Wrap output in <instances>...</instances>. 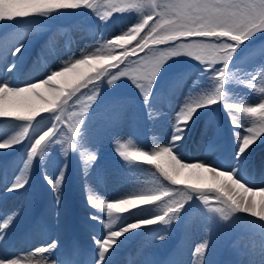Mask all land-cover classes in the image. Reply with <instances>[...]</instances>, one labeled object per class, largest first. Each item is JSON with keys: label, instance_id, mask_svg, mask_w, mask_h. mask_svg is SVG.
Listing matches in <instances>:
<instances>
[{"label": "snow or ice", "instance_id": "6c2138e0", "mask_svg": "<svg viewBox=\"0 0 264 264\" xmlns=\"http://www.w3.org/2000/svg\"><path fill=\"white\" fill-rule=\"evenodd\" d=\"M77 9L89 10L103 24L125 13H134L135 20L119 34L103 30L98 38L95 28H88L95 44L81 49L78 57L72 52L66 60L58 59L43 79L16 86L12 73L24 48L22 41L47 29L43 23L25 22L26 18L47 19ZM7 22L17 27L0 32V121L9 126L0 150L24 145L26 158L23 167L20 160L14 161L9 165L12 171L0 176V240L25 211L24 205L10 206L6 194L25 189L34 160L56 166L54 174L45 172L43 177L58 209L66 169L79 152L84 195L93 210L86 227L95 248L85 253L77 241H70L63 264H118L117 258L122 264H205L210 248L223 243L239 258L264 259V186H256L249 177L246 160L252 146L264 141V44L234 62L245 42L255 44L257 34L264 33V0H0V27ZM66 31L52 30L40 55L50 59L65 55L54 40ZM177 56L194 60L199 71L182 74L174 84L175 90L190 76L196 77L174 106L170 135L155 141L151 151L136 146L130 136L113 135V148L133 178L117 197L100 195L87 180L97 159L86 135L90 109L105 84L111 88L127 79L143 99L147 120L155 123L165 113L153 100L154 88L166 62ZM240 86L252 94L251 102L235 90ZM82 90L91 92L83 102ZM127 103L118 99L105 107L110 125L123 122ZM213 105H222L226 114L230 155L184 162L181 145L189 125L201 109ZM74 106L78 110L69 112ZM213 147L210 143L208 150ZM57 148L63 159L50 161L48 153ZM145 164L158 173L153 187L138 186V166ZM176 228L182 232L180 241L162 258H154L147 250L156 245L153 238L167 241L169 229ZM162 230L167 235H160ZM196 232L201 235L194 241ZM137 237L141 242L129 247ZM57 247L58 239H51L31 251L0 255V264H60L51 258Z\"/></svg>", "mask_w": 264, "mask_h": 264}, {"label": "rangeland", "instance_id": "374dc122", "mask_svg": "<svg viewBox=\"0 0 264 264\" xmlns=\"http://www.w3.org/2000/svg\"><path fill=\"white\" fill-rule=\"evenodd\" d=\"M134 20V13H125L116 15L106 24H103L87 9L62 10L47 19L26 18L25 22H32L35 24L43 23L47 25V29L32 33L25 38L22 43H24L26 50L27 46L34 42L35 47L33 50L31 49L29 51L27 55L29 56L31 53H35L37 49H41L47 37L51 35L52 30L55 28L67 29L66 32L57 33L54 40L56 48L65 53V55H61L56 59L57 62H59L58 59L66 60V55H71L72 52H76L78 57L81 49L96 43L93 37V31L88 28H95V35L98 38L103 30L108 31L109 34L115 32L119 34V29L121 27L127 23L134 22ZM74 25L80 27H73ZM3 29L4 28H1L0 31ZM257 35L260 39L257 40L255 44H248L245 42V45H242L237 50L234 62L240 61L254 47L264 44V33H258ZM198 71L196 62L187 56L173 57L166 62L153 92V100L165 114L157 116L155 118V123L147 120V112L144 108L143 99L138 90L127 79L118 81L111 88L106 84L103 86L96 104L90 109L85 124L87 138L97 153L96 162L93 164L87 177L88 183L96 192L100 191L102 195L103 190L107 196H111L116 193L115 190H127L133 178L132 171L126 167L125 161L115 152L112 145V136L121 135L124 139H129L130 136L132 142L136 146H141L144 147V150L151 151L154 146L153 143L159 137L158 131L160 135L165 132L166 136H168V132L171 131L170 119L172 115H175V113H173L174 106L183 100V96L186 95L187 90L191 88V81L196 77L195 75L190 76L189 79L185 80L182 85L174 90V84L177 78L182 74L198 73ZM46 72L47 70H43L40 74H34V76H41L44 78L42 74H46ZM27 79L28 77H23L19 72L16 83H26L29 81ZM235 90L241 94L247 95L250 102L253 99L252 94L246 88L240 86ZM82 91H84V96L81 97V101L83 102L88 95H91V92L87 90ZM118 99L128 102L126 104V116L120 124L110 125L107 119L108 114L105 113L104 109L109 103ZM169 100L172 102L169 103ZM77 110L78 106H74L69 108L68 111L72 112ZM229 129L230 126L227 123L226 114L222 105H213L210 110L201 109L197 116L194 117L193 122L189 125L185 140L181 145L182 154L190 156V158L187 159L188 162L194 161L195 155L197 157L200 156L201 153L196 152L195 154V151L197 149L206 151L208 150L209 144L212 143L214 147L211 150L219 154V158H224L227 148L232 144L230 141L231 132ZM196 130L203 132V137L197 136ZM195 136L196 138L194 139ZM196 140L199 143H196ZM263 150L264 141H258L252 146L246 157L248 167L247 174L255 182L256 186H264V177L260 174L259 176L257 175V171H262V173H264V152L258 154L259 151ZM24 155L26 158L24 145H16L15 149L11 152H0V157H3L2 162L5 163L4 167H6L5 173L0 174V176H7L12 171L9 165L14 161L20 160V166L23 167L22 161ZM78 157L79 152H77V155L72 156L60 189L62 197L59 207L62 212L59 216H63V221L65 218L67 219V225L68 223L72 225L74 221V217L70 212V206L82 198L86 199ZM48 158L50 161L63 159L58 154V148L55 153L49 152ZM138 168L140 169V172L137 173L138 186L153 187L154 184L152 182L158 176L155 167L145 164L139 165ZM55 170L56 166L54 164L48 163L42 166L39 158H37L33 162L29 183L25 186V189L15 195H8V204L10 206H25V211L14 222L10 229L11 232H20V230H24L25 226L29 227L30 216L37 214L40 208H42L40 218H49V212L53 210L52 208H55V205L53 203L51 189L44 181L43 174L45 172L54 174ZM16 175H19V172H17ZM113 178L114 180H111ZM85 202L87 207V201ZM85 210L87 211L86 217L88 218V213L91 210L89 208H85ZM156 214L160 213L157 212ZM68 218H70V220H68ZM79 224L81 228L72 227V232H74V234H79L84 229L83 221L79 220ZM166 227L167 226L164 225L160 226L161 229ZM169 231L171 235L168 237L167 241H159L158 236L153 238L154 241H156V245L147 250L152 252L154 258H162L180 241L182 232L179 228L169 229ZM160 235H167V232L162 230ZM200 235L199 232L194 233L193 240H198ZM12 241H14V239H12ZM140 242L139 237L133 239L131 241L132 247ZM227 247H229L228 244L223 243L215 248H210L206 254L205 259L208 261L206 264H234V260L239 262V257ZM109 255H111V253Z\"/></svg>", "mask_w": 264, "mask_h": 264}, {"label": "bare ground", "instance_id": "6f19581e", "mask_svg": "<svg viewBox=\"0 0 264 264\" xmlns=\"http://www.w3.org/2000/svg\"><path fill=\"white\" fill-rule=\"evenodd\" d=\"M7 26H9V27H7ZM5 27H7V28H5ZM15 27H17V25L14 22H7V24L0 27V29L4 28L0 32L10 31ZM30 44H34V42H32ZM30 44L27 46V49H28V47H30ZM21 52H22V54L18 55V58L16 59V66L13 69V73H12L13 80H14V83L16 86H23V84H24V83L23 84L16 83L17 78L19 76V72H20V74H22L23 77H28V79H27V80H29L28 82H37L38 79H43V78L41 76H34V74L38 75L43 70H48V68H51L53 65L58 63L56 59H50V57L40 55L39 49H37V51L35 53H31L28 57H26L27 51L25 50V46L21 50ZM37 58H39L38 62H37ZM2 78H3V73L0 72V79H2ZM28 82H26V83H28ZM8 131H9V126L6 124V122L0 121V139H2L4 137V135L8 133ZM195 132H197V136L199 135V136L203 137V134H202L203 132H201L199 130H196ZM158 134H159V137L156 141H160L161 139L167 138L165 132H163L160 135V133L158 131ZM167 135H170V132H168ZM195 138H196V136L194 137V139ZM230 141L232 142L231 134H230ZM196 143H199V142H197V140H196ZM153 145L155 146L154 143H153ZM15 147L5 149V150H0V152H2V151L11 152L15 149ZM231 150H232V144H230V146L227 148L225 157L230 155ZM196 152H201L200 156L196 157V155H195L194 161H191V162H188V160H187L188 158H190V156L183 154L182 158L185 159L184 162L192 163V162H196L197 159H207L208 161H213V160H216L217 158H219V154H216V152H213L212 150L200 151L197 149L195 151V154H196ZM263 152H264V150L259 151L258 154L263 153ZM2 160H3V157H0V169L2 167H4V165H5V163L2 162ZM259 174L264 177V173H262V171H257L258 176H259ZM115 191H116V193L111 195V196H109V195L108 196L104 195V196H106L108 199H112L114 197H117L119 194H121L122 192H124L126 190H115ZM6 195H8V194H6ZM61 197H62V192H61ZM85 208H86V202H84V199L81 201H78L75 204L74 213H75V216L77 219L82 220V218L85 217V213H84ZM56 211L59 212V215L62 212L60 207L58 209H56L55 211L51 210L49 212L50 221L45 223L43 225V227L49 229L50 231H52L54 233V234L51 233V235H50L53 237V239H58V247H57V249L54 250V253H53L56 255V257L53 259L60 261L62 254L66 251L67 243L62 242L63 231L65 229V224L63 222V216H59V219H57ZM76 224H78V221L74 220L73 225H76ZM32 226L35 227V225H32ZM96 230L102 231V229L98 225H97ZM15 233H17V235H15ZM29 238H32V239H29ZM12 239H14L16 242L14 243L12 241ZM34 239H35V237L33 235H29L26 232H17V231L11 232L9 230L6 232V239L0 240V255H15V254L21 252L20 249L22 247H25V251H31L32 247L40 246L41 243H46V242H39V240H34ZM85 242H86L85 248H82L83 251L85 253H92V250L95 248V245L91 241V235L87 236V239L85 240ZM63 244H64V248H62ZM227 248H229V247H227ZM188 252L190 255V248H189ZM238 261L239 262L241 261L240 262L241 264H264V259H262L259 255L252 258L251 260H249L248 258H239ZM206 262H208V261L205 259V264H206ZM239 262H238V264H240ZM118 264H122V260H119Z\"/></svg>", "mask_w": 264, "mask_h": 264}]
</instances>
